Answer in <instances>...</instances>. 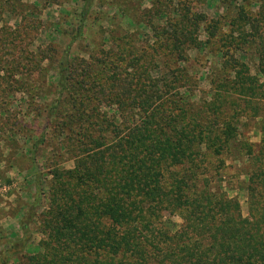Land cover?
Returning a JSON list of instances; mask_svg holds the SVG:
<instances>
[{
	"label": "trees",
	"instance_id": "trees-1",
	"mask_svg": "<svg viewBox=\"0 0 264 264\" xmlns=\"http://www.w3.org/2000/svg\"><path fill=\"white\" fill-rule=\"evenodd\" d=\"M83 1L85 17L89 0ZM212 1L225 11L209 19L184 9L166 35L155 23L169 19V10L140 12L139 23L153 30L149 50L138 52L126 32L92 62L60 53L56 97L44 108L59 154L46 165L49 182L37 170L34 179L32 206L44 202V209L30 211L23 240L0 253V264H264V0ZM8 7L13 0H0V72L11 80V94L15 86L31 93L30 83L13 75L41 70L31 51L38 24L12 30L1 17ZM19 16L26 20V11ZM188 50L214 58L206 76L211 88L200 97ZM23 105L19 121L11 106L1 114L11 115L12 135L0 147V163L9 149L12 163L35 168L46 132L33 127L40 106ZM240 118L254 122L259 144L242 133ZM24 148L20 160L15 154ZM233 190L245 194L246 216L228 194ZM17 245L22 252L8 259Z\"/></svg>",
	"mask_w": 264,
	"mask_h": 264
},
{
	"label": "rangeland",
	"instance_id": "rangeland-1",
	"mask_svg": "<svg viewBox=\"0 0 264 264\" xmlns=\"http://www.w3.org/2000/svg\"><path fill=\"white\" fill-rule=\"evenodd\" d=\"M19 1L16 3V0H13L14 8L8 7L3 10V13L1 11V17L8 21V27L14 31L23 26L29 28L32 24H38L39 30H37V34L33 38L31 51L34 56H37L41 60V70L38 71L33 68L29 69L23 76L13 75L14 81L15 79L28 81L31 87V93H29L27 92L28 90H21L19 86H15L12 89L15 91L13 94L9 92V81L11 80L4 73L0 72V147L4 146L7 136L12 135L6 130L11 127V115L1 114L5 107L11 106V112H19V115H14L19 121L21 119L20 108L26 107L23 105L24 101H28L29 104L31 101L33 104L40 106V113H38V119L33 127L35 132H39L45 128L46 139L39 145L43 149V156L38 158L35 168H30L28 162L25 163V166H18V164L12 163L13 156H7L9 149L4 150V161L0 163V253L2 254L7 250L8 246L13 245V243L16 245V243L23 240L24 231L21 228L22 222H27L32 212L35 211L38 215L44 209V202L32 206L34 202L33 195H35L36 191L34 179L37 170L44 174V179L49 182L50 177H47L45 174L48 170L46 165L53 160V155L59 154L55 151V146L61 144V141L58 140L59 142H57V139L51 138L53 134V128L50 127L52 120L48 121L49 123L47 122V110L44 108H48V103L56 97L54 87L57 79L56 60L60 53L66 49L70 53V56L79 61L81 65V60L84 63L92 62L95 58H103L105 52L112 51L113 44L109 43V41H112L113 37L118 41L119 39L117 38L119 37H123V40H126V32L128 33L126 35L128 36V40H131V45L136 50L139 49L138 52L144 48L149 50V45L147 47L146 41L150 38L149 43L153 44V30L151 27H146L142 23H139L138 14L148 11L152 6L155 9L163 7L164 10H169V19H159L157 20V24L155 23L158 30L163 28L162 35H166V32L171 31V28L176 22L181 20L185 12L188 15L201 13L203 16L207 15L209 19H212L215 17L216 11H225L223 10L224 7L215 4L212 0H209L208 3L201 2L200 0H89V11L85 17H82L81 7L84 2L83 0H57L56 4L49 3V0ZM120 9L126 10L127 14L123 13ZM24 10L26 11V20L19 16V13ZM165 20L168 21L165 22ZM133 21L135 24L132 23ZM1 25L2 23H0ZM79 25H81V32L80 35H76ZM137 31H140L139 38L136 35ZM199 37L200 39H204L202 34ZM18 50L19 46H17L14 53H17ZM188 56L189 59L187 61L190 73H193V76L196 77L195 85L197 88L194 90V93L200 97L203 92H207L211 88L206 76L208 65L214 61V58H211L207 50H188ZM250 60H253L251 56ZM250 66L251 74L254 75L256 73L254 65L250 63ZM102 110L108 111V108H102ZM240 119L239 123L247 126L242 128L241 131L248 141L253 145L259 144L260 135L254 122H248L244 118ZM23 133H25L24 130ZM11 137L23 146L24 138H21L17 134ZM25 150V148L20 149L16 152L15 156L20 158V160L23 159L24 155H26ZM67 157V155H63L61 159ZM230 163H232V160H226L225 158L224 165L228 167ZM72 165L71 161H64L61 164L65 168H70ZM235 165L239 166L237 162ZM240 179L243 180L244 177L242 176ZM42 188L45 192L48 189L44 181ZM228 194L230 196H237L242 215L246 216L247 205L245 194L243 192H236L235 190L228 192ZM172 220L176 225L181 223L179 217H173ZM36 222L37 219H35V222L33 221L32 226H37L38 223L35 224ZM39 239L40 234L34 233L32 236L34 245L32 251L34 252L37 250L36 247ZM21 248L22 246L17 245L16 249H8L7 258L12 259V253H21L23 250Z\"/></svg>",
	"mask_w": 264,
	"mask_h": 264
}]
</instances>
